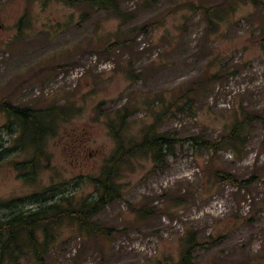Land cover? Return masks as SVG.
I'll use <instances>...</instances> for the list:
<instances>
[{
    "label": "rangeland",
    "instance_id": "1",
    "mask_svg": "<svg viewBox=\"0 0 264 264\" xmlns=\"http://www.w3.org/2000/svg\"><path fill=\"white\" fill-rule=\"evenodd\" d=\"M114 1L115 11L0 0V101L61 114L36 175L23 179L14 163L30 150L11 151L16 135L0 113L11 153L0 160V202L67 181L76 200L91 199L88 177L115 150L110 124H121L127 147L152 125L179 142L159 163L123 162L121 196L95 218L109 236L84 240L65 224L42 263L20 264H180L189 240L198 244L189 264H264V0ZM246 114L261 120L238 155L188 141L217 142ZM217 171L251 183L233 186Z\"/></svg>",
    "mask_w": 264,
    "mask_h": 264
},
{
    "label": "trees",
    "instance_id": "2",
    "mask_svg": "<svg viewBox=\"0 0 264 264\" xmlns=\"http://www.w3.org/2000/svg\"><path fill=\"white\" fill-rule=\"evenodd\" d=\"M68 3L74 0H63ZM248 1V0H245ZM94 8L117 10L114 0H80ZM255 5V2L252 3ZM205 18L210 26L214 25L211 16H218L214 8L204 9ZM57 109L37 110L29 107L13 106L0 101V113L6 118L2 128L15 134L12 150L28 148L31 159L15 162L14 168L19 177L25 179L36 175L40 160L45 156L47 139L54 134L56 120L61 117ZM261 120L259 116L246 114L242 120L235 119L227 134L217 142L199 136L190 138L192 145L216 155L221 149H228L233 154H240L246 143V131L249 125ZM264 123V120H261ZM110 124V132L115 141V150L101 169L97 177H88L95 186V195L91 199H75V193L68 188L74 186L67 181L64 184L51 185L42 193L30 197L0 202V264H20L21 260L30 258L42 263L53 244L58 240L57 230L65 224L77 227L81 239H96L109 236L110 230L95 220L96 216L108 205L121 196L117 181L123 162L137 155H146L154 163L163 160L178 144L179 139L170 133H160L155 125L150 126L139 143L131 142L127 147L121 137L120 127ZM15 128V130H13ZM11 155L0 137V160ZM215 177L236 187H247L251 180L239 181L233 174L215 172ZM32 179V178H30ZM191 239V238H190ZM180 264H189L193 248L198 245L192 240L185 242Z\"/></svg>",
    "mask_w": 264,
    "mask_h": 264
}]
</instances>
